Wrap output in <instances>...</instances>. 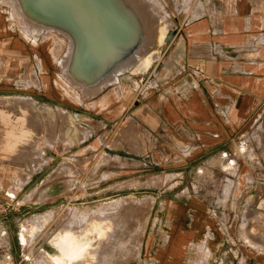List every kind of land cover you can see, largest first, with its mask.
Instances as JSON below:
<instances>
[{
  "label": "crops",
  "instance_id": "1",
  "mask_svg": "<svg viewBox=\"0 0 264 264\" xmlns=\"http://www.w3.org/2000/svg\"><path fill=\"white\" fill-rule=\"evenodd\" d=\"M202 10L178 28L174 40L179 55L167 63L152 95L139 98L134 93L133 102H126L119 81L103 86L113 87L99 104L102 128L113 129L111 120L118 117L117 138L105 148L168 165L224 147L222 152L237 160L236 184L255 201L263 200L264 0H211ZM42 41L9 34L0 15V264H21L15 262L13 227L24 221L31 198L56 180L57 168L47 170L45 162L32 169L41 152L45 155L46 96L52 89L54 60ZM195 63L204 66L207 78L191 72ZM67 110L83 122L78 108ZM31 142L36 161L30 160L35 156ZM239 144L246 145L245 155ZM80 153H71L69 159ZM78 186L72 185L71 193ZM161 202L151 216L140 264H222L217 259L223 252L222 217L212 203L199 195ZM14 205L16 220L11 215ZM205 251L209 257L204 260Z\"/></svg>",
  "mask_w": 264,
  "mask_h": 264
},
{
  "label": "rangeland",
  "instance_id": "2",
  "mask_svg": "<svg viewBox=\"0 0 264 264\" xmlns=\"http://www.w3.org/2000/svg\"><path fill=\"white\" fill-rule=\"evenodd\" d=\"M5 1L9 0H0V15L6 22L9 34L31 39L40 37L54 60L50 78L51 94L46 96L49 106L46 105L45 155L41 152V162L38 160L37 165L35 162L32 169H38L45 162V169L57 168L54 174L56 180L51 182L48 191L42 190L36 198H31L24 221L15 223V262L21 260V264H40V260L36 259L42 255L40 249H51L49 241L45 239L46 234H38L39 225H43L47 233L49 231L53 236L66 233L80 236L83 232L101 229L100 236L90 248L87 264H140V250L151 229V216L155 213L156 204L167 198L199 195L209 200L215 212L222 217L223 252L217 255V259L222 264H264V199L255 201L251 192L247 194L244 187L236 184L237 160L229 153L224 154V147L209 151L203 157H189L168 165L116 148H105V145L112 147L111 141L117 138L118 117L111 120L113 129L102 128L104 114L100 112L102 107L99 104L104 95L109 96L107 91L113 87L103 88V85L119 81L117 84L126 102H133L134 93H139V98L140 95L146 98L152 95L158 87L157 78L163 77L164 71H167V63L170 64L173 57L179 55L178 44L174 40L178 28L202 15V7L205 10L211 0H145L148 14L152 12L153 24L150 23V29L153 31L146 29L145 32L143 29L146 34L142 31V42L145 47L151 48L156 40H167L162 51L146 55L154 61L155 68L146 72L142 65V69L134 68L132 62L130 67L121 71L124 74L110 80L111 83L107 81L97 85L99 88L96 87V91L94 87L91 88L87 94L69 81V67L60 59L69 49L68 38L49 31L46 35L28 32L27 35L19 17L12 14L15 11L10 1L9 5ZM132 55L131 61L137 60L138 55ZM102 89L103 92L99 93ZM69 107L79 109L82 123L71 118L67 110ZM75 125H78L77 141ZM141 135L144 138V134ZM96 137L99 141H94ZM32 145L31 142L30 152L35 156L30 160L36 161L37 151H33ZM238 150L244 155L247 153L245 144H239ZM76 151L81 153L71 161L69 156ZM50 157L55 159L50 161ZM75 183L79 184L78 189L71 193L70 188ZM12 191L16 192V188L10 190L12 195L15 194ZM14 208L15 205L11 215L16 220L19 217ZM101 210L104 212H99ZM32 230L34 234L36 231L34 241L26 238L33 233ZM207 257L209 253L205 251L203 259Z\"/></svg>",
  "mask_w": 264,
  "mask_h": 264
},
{
  "label": "bare ground",
  "instance_id": "3",
  "mask_svg": "<svg viewBox=\"0 0 264 264\" xmlns=\"http://www.w3.org/2000/svg\"><path fill=\"white\" fill-rule=\"evenodd\" d=\"M9 1L14 8L12 9L15 11V13L12 14H15L19 17L21 23L26 28V33H43V35H46L45 33H48L47 31H49V33H54L53 35L63 34L68 38L70 41L69 49L66 54H63V57L61 56L60 59H62L63 64L69 67V81L75 86L84 89L86 94L87 92H90L91 88L94 87L95 89L97 85L99 86V84L103 85L104 83H107V81L110 82V80L118 78V75L121 74V71L126 69L128 66L130 67L132 62L134 68L142 69L140 67L142 65L144 70L149 72L153 67L155 68V64L153 61L149 60L146 55L148 53L154 54L158 51H162L163 46L167 41L165 38L162 42L160 40H156L151 48H148L147 45V47H145L144 43L142 42V35L144 31L146 29L152 30L150 29V23L153 24L152 12L150 13V16L147 12L148 8L145 0ZM9 1L5 2L8 4ZM81 27L84 29H81ZM86 33L88 34L87 36L90 35L96 38V41L103 45V52L101 56L98 54L99 51L92 52L90 49H88L84 38ZM155 33L158 37L157 27L155 28ZM144 42H146V40H144ZM132 54L138 55L137 60L131 61V56H133ZM55 56L56 55H54V57ZM92 56L93 59H91ZM98 59L99 63L97 62ZM45 82L47 83L46 80ZM12 192L15 193V191ZM99 212L104 211L101 210ZM71 214L74 215V213ZM82 219H84V217ZM75 223L76 222H74V224ZM37 230H39L38 234H46L45 239L49 241L51 246L50 250L44 248L40 249V254L42 253V255L36 258L40 260V264H87L88 253L90 252V248L96 242L97 238L100 236L99 230L101 229H91L92 231L89 230L88 233L83 232V234L80 236H78L79 234L73 235L69 233L60 236H53L49 233V231L47 233L46 229L43 228V225H39V229ZM32 232L33 233L26 236V238L28 237L27 240L30 239V241H34L36 239V231L35 234L33 230ZM44 234H42L41 237ZM113 242H116V240ZM39 243H41V240ZM32 244L30 243L29 247ZM118 247L120 248V246ZM30 248L32 249V247Z\"/></svg>",
  "mask_w": 264,
  "mask_h": 264
},
{
  "label": "water",
  "instance_id": "4",
  "mask_svg": "<svg viewBox=\"0 0 264 264\" xmlns=\"http://www.w3.org/2000/svg\"><path fill=\"white\" fill-rule=\"evenodd\" d=\"M81 29H84L83 27H81ZM85 33V32H84ZM88 34L86 33V36H87ZM84 36V38H85V41H86V45H87V47H88V49H90L92 52H98L99 51V53L98 54H100V56L102 55V52H103V45L102 44H100L99 42H97L96 41V38H94V37H92V36ZM95 50V51H94ZM91 52V53H92ZM97 54V55H98ZM91 59H93V56L91 57Z\"/></svg>",
  "mask_w": 264,
  "mask_h": 264
},
{
  "label": "built area",
  "instance_id": "5",
  "mask_svg": "<svg viewBox=\"0 0 264 264\" xmlns=\"http://www.w3.org/2000/svg\"><path fill=\"white\" fill-rule=\"evenodd\" d=\"M191 72L200 79L207 78L204 66L201 63H195L190 65Z\"/></svg>",
  "mask_w": 264,
  "mask_h": 264
}]
</instances>
